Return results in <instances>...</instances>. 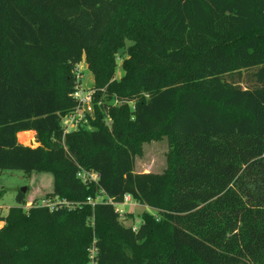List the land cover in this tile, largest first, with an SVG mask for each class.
<instances>
[{
    "label": "trees",
    "instance_id": "obj_1",
    "mask_svg": "<svg viewBox=\"0 0 264 264\" xmlns=\"http://www.w3.org/2000/svg\"><path fill=\"white\" fill-rule=\"evenodd\" d=\"M84 59L93 114L65 132ZM163 135L169 168L136 172ZM16 169L52 173L45 198L65 203L0 207V264H264V0H0V170ZM126 195L157 214L126 225Z\"/></svg>",
    "mask_w": 264,
    "mask_h": 264
},
{
    "label": "rangeland",
    "instance_id": "obj_2",
    "mask_svg": "<svg viewBox=\"0 0 264 264\" xmlns=\"http://www.w3.org/2000/svg\"><path fill=\"white\" fill-rule=\"evenodd\" d=\"M131 44L130 40H126V45ZM126 50L121 49L118 55V68L115 73L117 80L121 79L125 74L122 62L126 56ZM77 74L81 76V85L85 88L94 87V74L89 69L86 59H84L76 68ZM117 102V100H115ZM36 136V135H35ZM19 137V136H18ZM20 140V138H19ZM21 141V140H20ZM22 142V141H21ZM26 145L38 146L36 137L30 141H23ZM171 150V140L167 135L160 138H153L144 141L142 152L136 157V172H159L162 173L169 168V154ZM54 177L50 172H34L28 177L23 170H0V207L2 213L6 214L10 207L18 205L17 194L26 188L27 207H30L36 200L45 198L47 192L53 189ZM118 210H123L121 220L126 225L139 226L142 222V213L151 212L157 214V210L149 205H143L131 198L129 202L115 204ZM4 220H0V227L5 224Z\"/></svg>",
    "mask_w": 264,
    "mask_h": 264
},
{
    "label": "built area",
    "instance_id": "obj_3",
    "mask_svg": "<svg viewBox=\"0 0 264 264\" xmlns=\"http://www.w3.org/2000/svg\"><path fill=\"white\" fill-rule=\"evenodd\" d=\"M81 76L77 74V85L75 91L73 92V97L78 100L79 104L75 110L64 116L63 126L65 132H69L74 129H78L80 126H89V115L93 114V99H94V88H85L81 85ZM79 176L84 180H96L98 174L94 171L82 170L79 172ZM131 200L129 195L125 196L124 202L126 203ZM88 201H92L88 198ZM65 203L60 199H48L43 198L39 201V205L48 206L50 209H55L58 204ZM118 204V203H117ZM122 213V209L119 210Z\"/></svg>",
    "mask_w": 264,
    "mask_h": 264
},
{
    "label": "bare ground",
    "instance_id": "obj_4",
    "mask_svg": "<svg viewBox=\"0 0 264 264\" xmlns=\"http://www.w3.org/2000/svg\"><path fill=\"white\" fill-rule=\"evenodd\" d=\"M19 138L21 141H30L33 138V133L31 131L21 132Z\"/></svg>",
    "mask_w": 264,
    "mask_h": 264
},
{
    "label": "crops",
    "instance_id": "obj_5",
    "mask_svg": "<svg viewBox=\"0 0 264 264\" xmlns=\"http://www.w3.org/2000/svg\"><path fill=\"white\" fill-rule=\"evenodd\" d=\"M26 131H31L32 133H33V140L35 139V135H36V132L34 131V130H26ZM21 132H25V131H21ZM21 132H19V134L21 133ZM19 134H18V136H19ZM19 138V137H18ZM21 142V141H20ZM23 142V141H22ZM2 223H4V221H2Z\"/></svg>",
    "mask_w": 264,
    "mask_h": 264
},
{
    "label": "water",
    "instance_id": "obj_6",
    "mask_svg": "<svg viewBox=\"0 0 264 264\" xmlns=\"http://www.w3.org/2000/svg\"><path fill=\"white\" fill-rule=\"evenodd\" d=\"M25 190H26V188H22V190H21V191H22V192H25Z\"/></svg>",
    "mask_w": 264,
    "mask_h": 264
}]
</instances>
